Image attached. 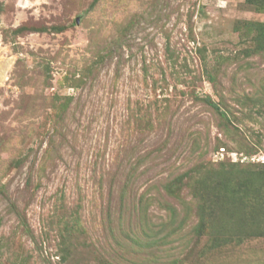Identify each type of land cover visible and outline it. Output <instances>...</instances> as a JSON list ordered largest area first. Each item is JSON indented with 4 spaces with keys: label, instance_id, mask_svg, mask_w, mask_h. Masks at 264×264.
<instances>
[{
    "label": "rangeland",
    "instance_id": "obj_1",
    "mask_svg": "<svg viewBox=\"0 0 264 264\" xmlns=\"http://www.w3.org/2000/svg\"><path fill=\"white\" fill-rule=\"evenodd\" d=\"M261 26L247 0H0V264H264Z\"/></svg>",
    "mask_w": 264,
    "mask_h": 264
},
{
    "label": "trees",
    "instance_id": "obj_2",
    "mask_svg": "<svg viewBox=\"0 0 264 264\" xmlns=\"http://www.w3.org/2000/svg\"><path fill=\"white\" fill-rule=\"evenodd\" d=\"M247 3L250 6H254V7L256 6V7H258L259 9L261 7L264 8V0H247ZM257 32L258 33H257L256 37L254 38L255 47H254L253 50L258 51V53H259V51L260 52H262V51L264 52V26H261L259 29H257ZM207 104H209L210 106H212L213 108H215L216 110H218V106L215 103H213L212 101H210V99L207 101ZM259 175H261V177H264V169L261 171V173H259V172L257 173V176H259ZM251 176H252V174H249L248 178L251 177ZM217 179L221 180L223 178L220 175H218L217 177H214V174L211 172V174L208 176V179H206L204 181V184H207L211 180H214V182H213L214 183V188L216 189V185L219 184V182L218 183L216 182ZM254 179H255L254 177L249 178L250 181H252ZM261 179H262L261 182H264V178H261ZM249 180H248L247 187L249 185H253L255 183V182H250ZM211 187L212 186H210L208 184V190H206V193L210 192ZM256 196H257V193L254 195V197H256ZM217 200H219V198H217ZM222 205L224 206V204H222ZM211 214L213 215V213H211ZM199 228H200L201 231H203L205 229V225L203 223H201L199 225Z\"/></svg>",
    "mask_w": 264,
    "mask_h": 264
}]
</instances>
